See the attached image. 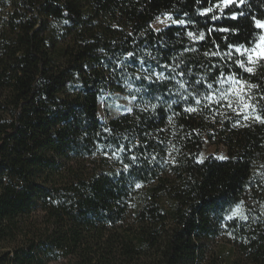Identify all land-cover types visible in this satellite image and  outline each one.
<instances>
[{
	"label": "trees",
	"instance_id": "trees-1",
	"mask_svg": "<svg viewBox=\"0 0 264 264\" xmlns=\"http://www.w3.org/2000/svg\"><path fill=\"white\" fill-rule=\"evenodd\" d=\"M257 20L264 0H0V264H264ZM106 93L131 110L100 120Z\"/></svg>",
	"mask_w": 264,
	"mask_h": 264
},
{
	"label": "rangeland",
	"instance_id": "rangeland-1",
	"mask_svg": "<svg viewBox=\"0 0 264 264\" xmlns=\"http://www.w3.org/2000/svg\"><path fill=\"white\" fill-rule=\"evenodd\" d=\"M171 17V19H168ZM176 20L168 13H161L158 15L153 22L151 27L155 30H159L167 25L176 24ZM261 47H264V42H261ZM255 55V53L253 54ZM231 100H238L241 98L239 87H235L231 94ZM133 98L122 93H106L102 95L98 100V116L100 120L106 121L112 117H115L121 113L130 111L133 104ZM226 149L222 144H210L205 142L197 160H202L208 155H213L218 158L225 157ZM233 216L242 217L244 214V204H239L232 210ZM235 214V215H234ZM49 264H64L63 260L50 262Z\"/></svg>",
	"mask_w": 264,
	"mask_h": 264
},
{
	"label": "snow or ice",
	"instance_id": "snow-or-ice-1",
	"mask_svg": "<svg viewBox=\"0 0 264 264\" xmlns=\"http://www.w3.org/2000/svg\"><path fill=\"white\" fill-rule=\"evenodd\" d=\"M229 3H231V0H224V4L225 6H227ZM206 12L207 11H210V9H206L205 10ZM220 17H217V16H213L212 19L213 20H216V19H219ZM237 17L234 15L231 17V19H236ZM168 19H171V17H168ZM177 23L183 25L185 23V21L183 20H180V21H176ZM256 26L261 28V29H264V22H261L259 20H257L256 22ZM221 31H228V29H220ZM188 35L191 37L193 34L191 32L188 33ZM203 36V34H201V37ZM195 39V37H193ZM260 40L262 42H264V36H261L260 37ZM241 49L239 47L236 48V51H240ZM246 52H250V53H255V55H249L248 56V63L249 64H254L256 61H260V60H264V47H261L260 45H255L252 49H245ZM131 55V54H130ZM239 64V66L241 68H244L246 72L248 73H251L253 72V68L252 67H245V62L243 61H238L237 62ZM223 75V73L221 74ZM231 79L235 80L236 77L233 75L231 77ZM197 83H200V81H197ZM239 83H244L243 81H239ZM209 88H211V85H209ZM226 98V97H225ZM261 99H264V96L261 97ZM197 103H199V101H197ZM229 107H231V103H229L228 105ZM245 107H252V105L250 104H245ZM258 119H260L258 117ZM235 215V214H234ZM231 218V217H229Z\"/></svg>",
	"mask_w": 264,
	"mask_h": 264
}]
</instances>
